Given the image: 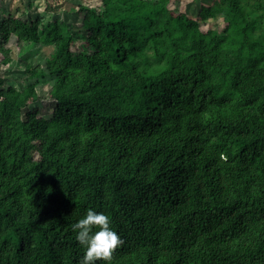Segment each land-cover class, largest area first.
<instances>
[{
	"label": "trees",
	"instance_id": "16d2710c",
	"mask_svg": "<svg viewBox=\"0 0 264 264\" xmlns=\"http://www.w3.org/2000/svg\"><path fill=\"white\" fill-rule=\"evenodd\" d=\"M99 1L0 20V264H80L89 208L96 264H264V0Z\"/></svg>",
	"mask_w": 264,
	"mask_h": 264
},
{
	"label": "rangeland",
	"instance_id": "374dc122",
	"mask_svg": "<svg viewBox=\"0 0 264 264\" xmlns=\"http://www.w3.org/2000/svg\"><path fill=\"white\" fill-rule=\"evenodd\" d=\"M29 0H0V20L3 18L4 13L8 11H14L16 8L25 9L27 2ZM79 1L87 2L88 5L98 6L99 0H33V8L28 10V14H32V11L40 12L43 10L46 5L53 6L55 14L53 16L54 20L60 19L67 23H79L80 17L78 13L74 10L76 3ZM215 0H171L170 7L178 8L179 12L186 13L189 17L200 19V10L202 6L212 5ZM177 2V3H176ZM200 30L206 31L209 28H216L221 30L225 26V22L221 18L209 19L207 21H200ZM3 55L0 52V60ZM2 70L7 74L17 75L21 68L19 60L15 56V60L8 65H1ZM38 96L42 99V102L47 104L50 102L49 99V87L47 85L37 87ZM38 103L32 104V106H37ZM46 108H42L41 111H44Z\"/></svg>",
	"mask_w": 264,
	"mask_h": 264
},
{
	"label": "clouds",
	"instance_id": "9594fccd",
	"mask_svg": "<svg viewBox=\"0 0 264 264\" xmlns=\"http://www.w3.org/2000/svg\"><path fill=\"white\" fill-rule=\"evenodd\" d=\"M72 229L84 249L80 264H96L98 259L110 260L114 248L121 243L120 236L111 226L110 217L94 208H89L75 221Z\"/></svg>",
	"mask_w": 264,
	"mask_h": 264
}]
</instances>
